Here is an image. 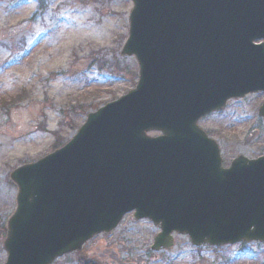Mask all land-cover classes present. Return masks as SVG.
Returning a JSON list of instances; mask_svg holds the SVG:
<instances>
[{
    "label": "water",
    "instance_id": "1",
    "mask_svg": "<svg viewBox=\"0 0 264 264\" xmlns=\"http://www.w3.org/2000/svg\"><path fill=\"white\" fill-rule=\"evenodd\" d=\"M130 1L121 55L135 58L137 84L10 174L5 264H52L132 212L160 229L152 251L171 249L174 234L194 247L264 243V156L223 168L197 125L264 94V0Z\"/></svg>",
    "mask_w": 264,
    "mask_h": 264
},
{
    "label": "rangeland",
    "instance_id": "2",
    "mask_svg": "<svg viewBox=\"0 0 264 264\" xmlns=\"http://www.w3.org/2000/svg\"><path fill=\"white\" fill-rule=\"evenodd\" d=\"M131 9L129 0H0V264L17 191L10 173L68 142L89 113L135 87L136 60L121 55ZM262 100L255 94L231 101L199 120L224 167L238 156L264 155V119L257 116ZM157 232L128 215L81 254L101 264H188L198 256L186 237H176L172 250L151 252ZM76 258L69 254L53 264H76Z\"/></svg>",
    "mask_w": 264,
    "mask_h": 264
},
{
    "label": "trees",
    "instance_id": "3",
    "mask_svg": "<svg viewBox=\"0 0 264 264\" xmlns=\"http://www.w3.org/2000/svg\"><path fill=\"white\" fill-rule=\"evenodd\" d=\"M57 138L56 140H58ZM55 147H59V144H55ZM233 248V249H232ZM205 252H207V258L200 257V249L195 250L194 252L198 256H193L192 261L188 264H239L241 261L246 260V258H253L250 264H264V259L261 260V257H264V245H252L247 246L241 244L236 247H222V248H209L205 247ZM213 259V260H212ZM212 260V261H210ZM261 260V262H259ZM96 260H91L86 262L84 256H78L76 264H98Z\"/></svg>",
    "mask_w": 264,
    "mask_h": 264
}]
</instances>
